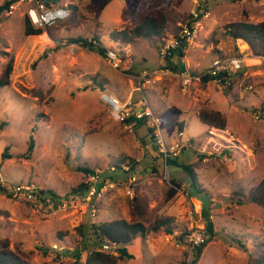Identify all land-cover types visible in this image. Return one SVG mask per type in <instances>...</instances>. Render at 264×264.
Returning a JSON list of instances; mask_svg holds the SVG:
<instances>
[{
	"label": "rangeland",
	"instance_id": "1",
	"mask_svg": "<svg viewBox=\"0 0 264 264\" xmlns=\"http://www.w3.org/2000/svg\"><path fill=\"white\" fill-rule=\"evenodd\" d=\"M57 2L66 4L70 15L39 36L24 34L21 11L0 13V73L8 61L12 62L10 84L0 88L2 178L6 182L28 181L65 198L71 188L86 181L77 167L100 169L105 176L116 166L130 168L133 160L130 169L138 179L133 198L145 214L139 217L135 213L133 198L121 189L101 201L94 219L80 207L55 214L35 211L28 203L0 192V247L6 240L9 249L29 264H84L86 238L93 240L90 249L105 243L95 241L91 226L112 219L150 223L167 218L171 235L157 232L137 239L129 247L134 258L117 260L116 264H182L186 241L185 237L177 238L192 227L206 228L205 209L214 225L213 238L196 264H260L264 208L250 202L238 205L230 197L238 190L248 192L264 178V115L255 118L264 101V57L253 56L244 41H233L227 25L264 20V0H205L210 18L187 53L199 62L198 66L190 63V70L203 71L221 47L226 55L241 52L246 57L243 69L229 84L211 81L203 85L199 80L184 89L176 77L164 82L155 76L141 92L134 90L137 80L133 76L159 69L158 44L176 30L189 13L192 0ZM155 8L165 14L163 35L138 44L111 40L110 34L131 26L141 10ZM94 34L125 64L115 69L96 51L70 42L71 38L89 39ZM159 84L158 92H146L147 87L154 90ZM228 85L229 94L225 95L222 89ZM102 92L122 102L130 94L135 103L144 98L160 117L165 142L183 144L181 153L169 158L175 163L167 164L147 125L130 131L113 121L100 100ZM203 110L220 112L226 129L203 124L197 116ZM30 136L35 146L30 158H25ZM6 147L10 157L4 159L1 154ZM197 160L198 184L194 189L181 165ZM117 175L127 179L120 172ZM172 180L180 187L168 196L174 187ZM240 222L252 223L251 231L244 232ZM82 224L87 226L85 239L79 230ZM52 244H57L58 250H53Z\"/></svg>",
	"mask_w": 264,
	"mask_h": 264
},
{
	"label": "built area",
	"instance_id": "2",
	"mask_svg": "<svg viewBox=\"0 0 264 264\" xmlns=\"http://www.w3.org/2000/svg\"><path fill=\"white\" fill-rule=\"evenodd\" d=\"M7 3L4 11L6 15H11L16 11H21V16L26 17L31 26L35 29H47L56 24L57 21H63L68 18L70 11L66 4L56 2L55 0H3ZM210 18V12L205 5V0H192V6L188 13V18L181 20L176 26L175 34H168L163 37L159 43L157 54L161 62H170L174 54L178 51L184 53L187 49L195 44L199 39V34L206 27V20ZM96 43L94 40H91ZM106 60L108 64L119 69L125 63L121 61L119 54L107 48ZM245 58L240 55H222L216 56L207 69V74L216 78V82L221 83L219 78L221 74L227 73L234 75L243 69ZM159 74L165 76H173L178 78L181 86L187 89L193 81H199V77L195 76L188 67H184L177 72H172L169 68H159L153 73L143 71L137 80V90H142L145 84L153 81V78ZM224 84H229L225 81ZM100 100L108 107L111 119L117 123L123 124L127 130L132 131L133 122L138 120H146L147 125L151 128V134L155 139L159 153L166 159L176 157L181 153L183 144L180 142L166 143L160 128V117L147 105L146 100H140V106L134 108L131 101H120L112 95L105 92L100 94ZM264 115V101L257 109L256 119H261ZM131 119V122L128 120ZM2 162L0 160V192L8 194L19 201L28 203L35 211H44L45 213L55 214L63 212L68 208L80 207L88 214V217L94 219L97 216L101 201L109 194H113L118 190H123L124 194L129 198H133L135 188L138 186L137 177L129 171V167H124L128 172L127 179L104 181L103 171L95 169L87 174L86 182L88 187L84 193L67 195L65 198L52 196L46 189L28 181L6 182L2 178ZM205 228H191L185 234V262L189 263L193 258V253L199 246L205 236ZM53 250H58L57 244H52ZM98 251L108 254H117L116 247L105 242L98 248ZM183 264V263H182Z\"/></svg>",
	"mask_w": 264,
	"mask_h": 264
},
{
	"label": "trees",
	"instance_id": "3",
	"mask_svg": "<svg viewBox=\"0 0 264 264\" xmlns=\"http://www.w3.org/2000/svg\"><path fill=\"white\" fill-rule=\"evenodd\" d=\"M56 2L59 0H55ZM110 0H105V3ZM7 7L6 2H2L0 4V13L5 11ZM188 18V14L185 16V20ZM23 26H24V34L25 35H38L43 32V29H35L31 26L26 17L23 18ZM165 14L159 9H151V10H141L138 16L134 19V22L131 26L125 27L120 30H114L110 34V38L112 41L118 42L120 44H138L140 40L144 39H153L154 37L161 36L165 32ZM177 28V27H176ZM176 33V30L172 32ZM171 33V34H172ZM227 33L234 41H244L248 48H250L253 56L264 57V20L258 23L246 22V21H238L229 23L227 25ZM91 40H94L96 43L86 39V38H71L70 42L82 45L87 47L92 51H96L99 55L106 57L107 48L102 44L100 37L97 34H94ZM161 42V40H160ZM159 42V43H160ZM159 46V44H158ZM158 49V47H157ZM181 54V51L176 52L174 55ZM235 55H240L239 53H234ZM182 63H167L166 66L169 67L173 72H177L180 69L184 68L181 65ZM242 71V70H241ZM237 72L234 75L231 74H221L219 78L222 79L221 83L216 82V78L207 74L205 70L194 73L195 76L199 77L200 82L203 85L211 81H215L218 85L224 86L226 84L225 81H230L233 77L241 72ZM12 73V62L8 61L2 72L0 73V88L8 86L10 84V75ZM230 86L228 85V89H222V92L225 95L229 94ZM199 120L205 124L209 128H215L217 130H225L226 129V121L224 116L218 111H199L197 113ZM131 122V119L128 120ZM143 125H147L146 120H138L133 122V128L137 129ZM148 126V125H147ZM180 129V127H179ZM133 130V129H132ZM151 131V128H148ZM35 146V141L32 136L29 137L28 140V148L23 157L30 158L33 153V149ZM8 147L4 149L2 152V158L7 159L10 156L7 153ZM131 160V159H129ZM199 160L193 163L182 164L181 167L187 173L190 185L196 189L198 184V174L195 171L197 168ZM167 164L175 163L173 159H166ZM133 160L130 163V168L133 170ZM117 167V168H116ZM113 172H106L104 176V181L108 180H118L121 179V176L117 175V172H120L121 175L127 176L128 172L116 166ZM79 171L83 172L86 176L88 173L93 171V169H89L86 166L77 167ZM129 168V171L131 169ZM172 185L174 187L170 188L168 191V196H173L177 189L180 187V184L177 181L172 180ZM88 187V183L86 181L81 182L76 187L71 188L70 193L68 195L73 194H81L84 193ZM3 191V190H2ZM1 191V192H2ZM52 196H56L55 192L52 190H47ZM231 201L235 204H241L243 202L256 203L261 205L264 208V178L259 181V183L252 187L248 192H244L243 190H238V192L231 194ZM133 209L135 213L139 217H143L145 214L143 210L139 209L137 199L133 198ZM203 213L205 219L207 220L206 224V235L203 242L196 247L195 252L193 253V258L189 263L183 261V264H196L201 254L208 244L209 241L213 238V223L209 220L206 210L203 209ZM264 225V221H263ZM79 228L81 232L82 238L85 239L87 233V226L82 224ZM91 234L94 237L95 241L101 242H110L116 247L117 254H108L98 251L97 248L90 249V246L93 244V240L90 238H86L83 245L84 251V264H116L117 260H125V259H133L134 255L129 251L128 246L132 244V242L137 239H146L147 235L150 233L164 232L166 235H171L173 233L171 227L168 226L167 218H160L153 222L147 223L142 219L137 220H126V219H112L104 222H100L94 226L90 227ZM187 231H183L180 237L177 240H182ZM101 245V244H100ZM240 247L243 245L239 244ZM186 256V251L184 252ZM260 264H264V250L260 254L259 257ZM0 264H29V262L22 258V256L9 249V245L6 240L2 242V246L0 247Z\"/></svg>",
	"mask_w": 264,
	"mask_h": 264
},
{
	"label": "crops",
	"instance_id": "4",
	"mask_svg": "<svg viewBox=\"0 0 264 264\" xmlns=\"http://www.w3.org/2000/svg\"><path fill=\"white\" fill-rule=\"evenodd\" d=\"M234 41V40H233ZM236 42V41H235ZM195 44H196V42H195ZM194 44V45H195ZM193 45V46H194ZM193 46H191L189 49H187L184 53H182V55L181 54H177V55H174L173 57H172V59H171V61L170 62H161V64H160V66H159V68H163V69H165V68H169V67H167L166 66V64L167 63H176V64H179V63H183V64H181L182 65V67H188L189 69H190V63H195L197 66L199 65V62H195L194 61V56L193 55H190V57H187V53L189 52V50L191 49V48H193ZM219 50H220V54L219 55H216V56H222V55H225V51H224V49L221 47V48H219ZM239 54H241V52L239 53ZM244 58H246L243 54H241ZM179 59V60H178ZM209 66V65H208ZM208 66H206V67H203L202 69H204V70H206L207 69V67ZM143 71H146V70H143ZM142 71V72H143ZM141 72V73H142ZM173 72V71H172ZM140 73V74H141ZM140 74H138V75H136V76H133L134 78H136L137 76H139ZM157 78L159 77V78H161V79H163L164 80V82H166V80L165 79H167V78H169L170 76H165V75H162V74H159V75H157L156 76ZM171 77H173V76H171ZM163 80H161L160 82H162V83H164L163 82ZM158 84V83H157ZM137 86H138V84L134 87V90L136 91L137 89ZM159 87H161L160 86V84H159V86L158 87H154V90H152L153 89V87L152 86H150V88L149 87H147L146 88V92H150V94H153V93H155V92H158L159 90ZM144 88V87H143ZM140 91V90H139ZM142 91V90H141ZM140 91V92H141ZM128 100H126V101H131L132 103H134V108L136 107H139L140 106V100H142V99H140L139 100V103H135V102H133L132 100H131V94L129 95V97L127 98ZM150 107V106H149ZM152 110H153V112L155 113L156 112V110H154L152 107H150ZM156 114V113H155ZM135 192V191H134ZM116 195V192L115 193H113L112 194V197L113 196H115ZM128 197V196H127ZM241 224H242V230L244 231V232H250L251 231V225H252V223H242V222H240ZM215 229V228H214ZM148 236V235H147ZM137 239H141V238H137ZM137 239H135L133 242H132V244H130L132 247H133V244H134V242L137 240ZM143 240V239H142ZM130 245L128 246V248L130 247Z\"/></svg>",
	"mask_w": 264,
	"mask_h": 264
},
{
	"label": "water",
	"instance_id": "5",
	"mask_svg": "<svg viewBox=\"0 0 264 264\" xmlns=\"http://www.w3.org/2000/svg\"><path fill=\"white\" fill-rule=\"evenodd\" d=\"M100 90H101V91H103V90H104V88H103V87H101V88H100Z\"/></svg>",
	"mask_w": 264,
	"mask_h": 264
},
{
	"label": "bare ground",
	"instance_id": "6",
	"mask_svg": "<svg viewBox=\"0 0 264 264\" xmlns=\"http://www.w3.org/2000/svg\"><path fill=\"white\" fill-rule=\"evenodd\" d=\"M39 36V35H38ZM41 36V35H40Z\"/></svg>",
	"mask_w": 264,
	"mask_h": 264
}]
</instances>
